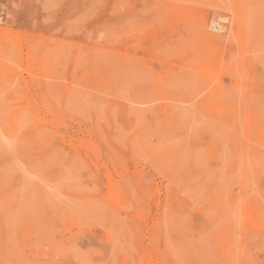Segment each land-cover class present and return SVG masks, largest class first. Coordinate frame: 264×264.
<instances>
[{
    "label": "rangeland",
    "instance_id": "1",
    "mask_svg": "<svg viewBox=\"0 0 264 264\" xmlns=\"http://www.w3.org/2000/svg\"><path fill=\"white\" fill-rule=\"evenodd\" d=\"M147 263L264 264V0H0V264Z\"/></svg>",
    "mask_w": 264,
    "mask_h": 264
},
{
    "label": "bare ground",
    "instance_id": "2",
    "mask_svg": "<svg viewBox=\"0 0 264 264\" xmlns=\"http://www.w3.org/2000/svg\"><path fill=\"white\" fill-rule=\"evenodd\" d=\"M214 23H215V24H214V26H213V27L215 28V30H218V27H217V29H216V27H215V26H216V25H220V23H219V22H217V21H214ZM220 26H221V25H220ZM214 37H215V36H214ZM214 37H213V38H214ZM216 37H218V35H217ZM111 183H112V182H111ZM227 232H228V231H227ZM139 263H141V262H139ZM147 264H148V263H147Z\"/></svg>",
    "mask_w": 264,
    "mask_h": 264
}]
</instances>
